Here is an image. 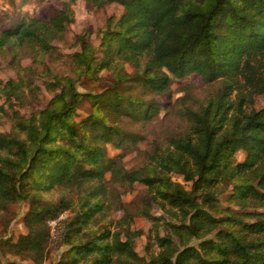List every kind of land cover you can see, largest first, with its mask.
Instances as JSON below:
<instances>
[{
  "label": "trees",
  "instance_id": "obj_1",
  "mask_svg": "<svg viewBox=\"0 0 264 264\" xmlns=\"http://www.w3.org/2000/svg\"><path fill=\"white\" fill-rule=\"evenodd\" d=\"M89 1L97 9L116 3L123 12L107 17L98 49L86 32L79 34L80 47L70 54L75 75L46 69V87L58 91L29 116L13 110L11 130L0 132V212L10 203L29 204L27 232L1 242L36 264L62 245L70 248L61 264H264V107L254 108L264 94V0ZM73 2L48 20L27 17L0 30V50L10 46L12 57L31 52L36 59L52 54L53 41L74 21ZM103 70H112L111 86L96 93L77 89L83 75L99 80ZM192 73L221 87L186 110L188 127L171 137L168 150L145 168L127 170L123 154L111 157L107 148L126 149L138 140L120 126L122 117L150 120L160 105L143 97L162 95L173 79ZM20 86L8 80L1 90L11 98L20 96ZM238 151L246 154L242 161ZM107 173L111 181L144 183L151 202L176 219L165 221L163 235L155 229L158 252L149 260L135 250L144 232L131 228L134 214L121 200L117 229L83 239V227L105 208L103 199L90 198L111 197ZM55 188L85 196L74 216L57 222L63 230L52 234L48 221L73 205L66 196L44 198ZM140 211L158 225L160 217L148 207ZM212 232L215 238L205 237ZM194 238L197 246L189 244Z\"/></svg>",
  "mask_w": 264,
  "mask_h": 264
},
{
  "label": "rangeland",
  "instance_id": "obj_2",
  "mask_svg": "<svg viewBox=\"0 0 264 264\" xmlns=\"http://www.w3.org/2000/svg\"><path fill=\"white\" fill-rule=\"evenodd\" d=\"M0 0V30L11 27L14 23H20L23 18L38 17L42 20H48L50 16L58 9H62L66 2L70 0ZM74 11V21L68 26L67 31L59 39L54 40L55 51L52 54H38L36 56L28 52L27 55H17L12 57L10 46L0 50V132H9L11 130V114L13 110L19 111L24 116H29L35 109H42L47 106L52 96L58 90L48 89L44 83L50 80V76H46L44 71L52 69L59 73L60 76L75 75L74 66L70 60V54L79 49L76 37L79 34L87 33L85 36L99 48L101 31L103 30L106 19L109 15L116 17L123 12L122 6L119 4H109L102 9H97L89 0H74L71 4ZM20 50V49H19ZM128 72L133 71V67L127 64ZM99 80L89 79L83 75L77 81V89L81 92L92 91L94 93L112 85V70L101 71ZM8 80H16L20 82V96H12L1 90ZM221 87L219 81L207 82L199 74L192 73L182 78H175L170 84L169 90L162 95H145L144 100H153L159 103L158 113L150 120L133 119L132 117H122L120 126L125 132L138 136L135 144L128 145L126 149L116 148L109 144L108 154L113 157L117 154H123V166L127 170H135L145 168L152 162V158L156 153H164L169 148L171 137L178 136L186 131L188 124L186 121V110L197 109L203 103L212 97ZM136 95L137 89L134 92ZM85 107H88L85 105ZM264 107V94L255 98L254 108ZM84 116L85 113L80 111ZM238 160H243L245 152L238 151L236 153ZM172 179L182 183L186 187H190V183L183 179L178 173L171 174ZM106 180L111 181V173L106 174ZM111 189V197L104 195L102 197L90 198L91 202H96L100 198L105 204L102 211L97 212L90 220L87 226L83 227V239L88 240L91 234L97 232L101 234L105 230L117 229L116 221L123 215L122 209H118L121 201L128 203L129 209L132 211L133 221L131 228L142 229L143 234L136 238L135 250L139 255L145 257L146 260L151 258V254L158 252V248L154 241L156 230L161 235L167 232L165 221L173 220V217L163 210L156 203L151 202L148 187L140 182L126 183L122 181H111L107 183ZM232 186L227 188L225 197H222L224 205L229 204L226 196L230 192ZM47 200L58 201L61 197H65L73 203V205L64 210L56 219L48 221L51 232L63 230V224L56 225L61 219L74 216L76 204L85 196L84 191H62L61 189H53L50 192L43 193ZM109 199L112 202H109ZM151 203V207L150 204ZM28 201L22 200L10 203L5 211L0 212V261L1 264H36L25 256L10 253L4 242L16 241L17 238L27 232L24 224V216L28 210ZM146 207L150 209L153 216H159L157 221L147 218L143 215ZM156 229V230H155ZM205 237L215 238V233ZM4 240V242H1ZM199 239H192L189 244L197 246ZM69 245H62L59 248L51 249L48 257L39 264H61L66 258V250ZM71 260V258H68ZM88 264V263H84Z\"/></svg>",
  "mask_w": 264,
  "mask_h": 264
}]
</instances>
